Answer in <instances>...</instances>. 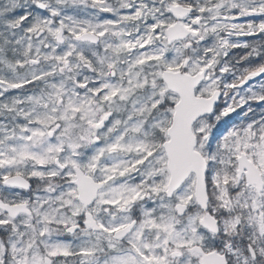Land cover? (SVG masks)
<instances>
[{"label":"snow or ice","instance_id":"1","mask_svg":"<svg viewBox=\"0 0 264 264\" xmlns=\"http://www.w3.org/2000/svg\"><path fill=\"white\" fill-rule=\"evenodd\" d=\"M0 264H264V0H0Z\"/></svg>","mask_w":264,"mask_h":264}]
</instances>
